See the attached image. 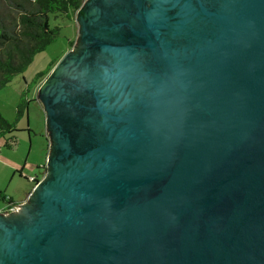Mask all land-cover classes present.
I'll return each mask as SVG.
<instances>
[{
  "label": "water",
  "instance_id": "obj_1",
  "mask_svg": "<svg viewBox=\"0 0 264 264\" xmlns=\"http://www.w3.org/2000/svg\"><path fill=\"white\" fill-rule=\"evenodd\" d=\"M75 20L36 88L49 168L0 214V264H264V0H84ZM80 74L66 126L50 101Z\"/></svg>",
  "mask_w": 264,
  "mask_h": 264
},
{
  "label": "rangeland",
  "instance_id": "obj_2",
  "mask_svg": "<svg viewBox=\"0 0 264 264\" xmlns=\"http://www.w3.org/2000/svg\"><path fill=\"white\" fill-rule=\"evenodd\" d=\"M49 23L51 26L59 27L55 40L43 51L37 53L28 67L21 74L13 76L11 81L0 90V114L4 119L15 123L18 130L15 133L19 138L17 149H2L3 156L7 155L10 161L20 164L12 180H8L9 166L6 163H0V188L17 202L20 196L27 191L26 189L32 187L33 182L28 177H41L42 165L47 162L48 158L46 151L49 144L44 106L35 94L38 85L35 83L40 78L35 77L37 73L49 68L57 58V61L60 60L70 50L71 41H73L72 45L77 43L76 20L72 15L70 17L50 15ZM22 91H25V97L28 99L27 108L24 115L16 119V105L21 100ZM23 160H26L25 164H22ZM22 167H24L22 172L25 176H19L18 171Z\"/></svg>",
  "mask_w": 264,
  "mask_h": 264
},
{
  "label": "trees",
  "instance_id": "obj_3",
  "mask_svg": "<svg viewBox=\"0 0 264 264\" xmlns=\"http://www.w3.org/2000/svg\"><path fill=\"white\" fill-rule=\"evenodd\" d=\"M83 2L84 0H0V90L13 76L22 73L37 53L55 40L59 27L50 25V15L70 17ZM72 44L73 41L70 42V47ZM55 62L45 71L37 73L35 78H40L37 82L48 74ZM25 96V91H22L21 100L16 105V119L23 116L27 108L28 99ZM17 131L15 123L4 119L0 114V138L6 149H17ZM0 197L3 200L6 198L2 191Z\"/></svg>",
  "mask_w": 264,
  "mask_h": 264
},
{
  "label": "flooded vegetation",
  "instance_id": "obj_4",
  "mask_svg": "<svg viewBox=\"0 0 264 264\" xmlns=\"http://www.w3.org/2000/svg\"><path fill=\"white\" fill-rule=\"evenodd\" d=\"M104 56H105L104 64L112 65L113 62H114L113 56H110L108 54H105ZM91 57H92V74H93V76H96L95 71H97L99 69V66L97 67L96 60L93 59V58H96L95 54H93L92 56H90L88 58L91 60ZM87 67H88V65H86V68ZM93 76H92V78H94ZM83 78H84V76L81 75V74L78 75V76H67V77H63L62 78V81H63L62 85L65 88V91H66V95L65 96L66 97L64 98V97H60V96L54 95L52 101H50V103L52 102V104H54V107H55V110H56V117L53 116V118L57 122H60L62 124H66V126H70L71 123L73 122V118L71 116V113L69 111V106H67V102L66 101L68 100V98H70V101L74 100V101H77V102H84L85 98H83V91L79 88V86L82 84L81 82H83ZM43 79L40 82L35 83V84H38L37 87L40 86V84L42 83ZM67 90H68V94L69 95L67 94ZM94 91H95V82L93 83V80H92V106L94 105V103H93L94 102ZM35 94H36V96H38L37 91L35 92ZM41 101L43 103V100H41ZM78 104H77V108L81 109L80 107L83 106V105L80 106ZM43 106H44L43 109H44V114H45L44 115L45 116V124H46L47 134H48V144H49V147H50V145L55 140L56 134H55V131H54V125H50L49 113L45 109L44 103H43ZM84 110H86V108H84ZM94 121H95V114L93 113V110H92V125L95 124V123H93ZM67 129H68V127H66V132H67ZM65 151L62 150L60 152L59 159H60L61 163H59V168H60L61 165L63 167H65L67 162H68L67 158L65 159V156H66V152ZM48 168L49 167H48V165L46 163L45 166H44L45 171H47Z\"/></svg>",
  "mask_w": 264,
  "mask_h": 264
},
{
  "label": "crops",
  "instance_id": "obj_5",
  "mask_svg": "<svg viewBox=\"0 0 264 264\" xmlns=\"http://www.w3.org/2000/svg\"><path fill=\"white\" fill-rule=\"evenodd\" d=\"M75 16H76V11L74 12V14H72V17L74 19H75ZM76 27H77V29H76V39H77V37H78V26H77V22H76ZM0 139H1L0 140V163H6L9 166V168L7 170V172H8V177L7 178H8V180L9 179L12 180V178L14 176L13 174H14V172H16V168L20 164L17 163V162L10 161L9 160L10 158H8L7 155L3 156V150L2 149H5V150H8V149H6L4 147L2 138H0ZM48 153H49V145L47 146L46 156L48 155ZM23 162L24 163H22V164H25L26 160L25 161L23 160ZM45 164L46 163H43V165H42V175H41V177H37L36 176V178L38 180L41 179L43 177V175H44V172H45L44 166H45ZM23 168L24 167H22V169L20 168L21 170L19 171V176H25L23 174V172H22ZM32 186H33V184H32ZM26 190L27 191H25V193H24L23 196H20V200L17 202L16 200H14V198L12 196L6 195L4 193V191H3V189L0 188V192L2 191L5 194V196H6L5 200H3L0 197V214L7 215L8 211H10L11 209L14 210L13 206H18V205L26 202V200L28 198V194L31 192L32 187L30 189H26Z\"/></svg>",
  "mask_w": 264,
  "mask_h": 264
},
{
  "label": "built area",
  "instance_id": "obj_6",
  "mask_svg": "<svg viewBox=\"0 0 264 264\" xmlns=\"http://www.w3.org/2000/svg\"><path fill=\"white\" fill-rule=\"evenodd\" d=\"M28 179L32 182H38V179L36 177H28Z\"/></svg>",
  "mask_w": 264,
  "mask_h": 264
}]
</instances>
